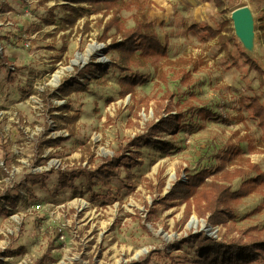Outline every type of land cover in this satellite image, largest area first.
<instances>
[{
  "label": "rangeland",
  "instance_id": "374dc122",
  "mask_svg": "<svg viewBox=\"0 0 264 264\" xmlns=\"http://www.w3.org/2000/svg\"><path fill=\"white\" fill-rule=\"evenodd\" d=\"M135 2L121 12L127 26L135 24L132 14L150 9L160 39L168 40V58L188 57L197 65L180 69L164 66L163 57L151 58L145 66L132 68L146 82L123 97L119 80L131 71L114 65L121 54L110 44L112 39H100L102 14L85 11L74 19L67 7L71 0H0V158L9 175L0 173L10 181L8 188L1 182L0 194L17 196L21 190L25 203H47L41 213L46 212L44 223L37 215L26 216L21 230L8 236L12 221L9 214L0 215V264H21L25 258L30 264H193L200 252L199 236L232 238L253 226L264 228V186L233 201L237 217L226 224H211L208 215L196 210L185 220L186 203L165 198L176 181L188 183V174L203 168L215 171L227 144L243 148L227 165L231 172L244 170L227 183L233 190L257 176L250 163L264 172L263 133L244 105L255 95L264 103V0H225L226 12L215 0ZM242 6L253 13L255 52L235 33L231 13ZM225 20L232 28L225 44L207 31L188 28L196 23L222 29ZM88 64L100 70L80 73ZM184 71L191 73L189 85L181 81ZM74 83L83 88L59 95L61 86ZM171 93L174 106L187 99L184 109L206 106L216 115L187 114L178 131L159 129L152 142L142 136L141 145L132 144L165 116ZM60 105L80 114L71 136L70 127L51 116L62 112L55 109ZM57 135L68 139L55 145L45 142ZM119 152L125 157L107 181L82 174L65 186L62 169L55 165L41 174L42 181L30 180V174L50 167L56 158L92 170ZM222 175L218 171L206 182H223ZM61 224L64 239L58 238Z\"/></svg>",
  "mask_w": 264,
  "mask_h": 264
},
{
  "label": "trees",
  "instance_id": "16d2710c",
  "mask_svg": "<svg viewBox=\"0 0 264 264\" xmlns=\"http://www.w3.org/2000/svg\"><path fill=\"white\" fill-rule=\"evenodd\" d=\"M72 5H68L70 15L73 18H77L84 15L85 11L91 14L101 15L100 21H105L103 33L101 36L102 41H108L114 48L121 54L119 61H115L114 65L126 72V74L119 80L121 90L120 93L123 97L134 93L135 86L146 82L143 75L139 73H133V67H143L147 64V61L151 58L163 57L164 66H178L180 69L182 66L188 64L197 65L196 60L188 57H179L177 59H169V43L168 40L163 42L156 29V22L150 20V9L146 11H139L132 14L135 24L127 26L126 19L122 16L121 12L124 9H132L136 6V0H71ZM215 4L221 12H226L225 0H215ZM138 5V2H137ZM73 23V21H72ZM87 24V22H86ZM85 24V26H86ZM88 29V27L86 26ZM193 31H207L214 38L225 44V38L228 36V32L231 31L229 21L222 22V29H215L210 25L200 26L199 24H191L188 27ZM115 30L111 34L112 30ZM118 36L121 39L118 40ZM232 40V38H231ZM249 60L253 62V58L248 56ZM4 59L6 57L4 56ZM256 69L261 72L262 70L254 64ZM100 70V67L88 64L80 73L85 74L86 71H91L93 68ZM185 72V73H184ZM184 75L181 76V81L185 84H191V73L184 71ZM129 73V74H128ZM165 78V75L163 74ZM80 83L67 84L59 88V95H65L76 89H82ZM175 94L171 93L168 102L165 106V116L161 115L158 122L153 123L147 132L143 135L135 136L132 140V144L141 145V137L148 136L149 141H153V134L157 130H165L176 132L179 130L181 123L189 117L197 114L201 118H213L216 114L206 106L196 107L193 104L187 109H184L187 99L182 102H176V105H172L171 101L174 99ZM181 103V104H179ZM245 107L250 111L252 118L256 119L257 124L263 133L264 143V103L261 102L260 97L257 95L248 97L245 101ZM178 107V110L174 113V107ZM67 107V106H65ZM64 106H57L55 109L62 111L60 114H53L51 116L54 120L60 119L61 123L70 127V136L72 135V129L76 121L79 119L80 114L78 112L70 113ZM65 110V112L63 111ZM53 110H51L52 112ZM188 114V115H187ZM59 127H62V124ZM68 137H48L45 142L49 144H59ZM42 152V146L39 147ZM243 153V148L237 144H227L225 150L220 156L219 166L214 171L211 168H203L196 173L188 174V183L183 181H176L172 189L166 194V201L182 200L186 203L185 217L187 220L192 210H196L199 215H208V220L211 224H226L228 220H234L237 216L232 206L233 201H238L242 197L249 195L253 191H259L264 186V172L260 168L250 163L249 166L258 171V174L254 178H249L243 181L240 188L233 190L230 184H227L231 177L242 175L243 169L237 168L232 172L227 170L229 162L236 160ZM125 157L124 153H116L115 156L110 158L106 163L99 165L95 169L90 168H76L71 171L59 172L63 185H69L75 176H81L82 174H88L89 178L98 177L103 181H107L109 178L115 175L114 168ZM131 165V163H130ZM221 171L224 181L218 182L212 180L207 183V177L216 172ZM1 175V173H0ZM40 175V177L38 176ZM43 180L44 177L41 174H30V180L33 184H37L39 179ZM259 209V208H256ZM258 211V210H256ZM8 214V211L0 206V215ZM40 223L45 222V218L38 219ZM44 225H40L42 228ZM255 231V233H251ZM196 237V235L194 236ZM199 256L194 259L193 264H264V228L260 229L258 226H253L246 230H243L237 237L232 238H214L208 236H199ZM1 260V259H0ZM1 262V261H0ZM175 264H180L176 262Z\"/></svg>",
  "mask_w": 264,
  "mask_h": 264
},
{
  "label": "built area",
  "instance_id": "2783aa9c",
  "mask_svg": "<svg viewBox=\"0 0 264 264\" xmlns=\"http://www.w3.org/2000/svg\"><path fill=\"white\" fill-rule=\"evenodd\" d=\"M53 127L57 124H55L54 122L52 123ZM7 136V132H3L1 133V137L3 139H5ZM57 136H49V137H58ZM7 141V140H6ZM46 158V157H45ZM5 160H3L2 158H0V170L5 173L6 175H9V168L6 166ZM56 166L57 168L62 169V171H71L73 169H76L77 166L75 163H67L66 159H55L53 164H50V167H46V168H41L38 171L40 172H34L33 174H43V172L49 171L53 166ZM4 174L0 175V186H1V182L5 181L7 183V188H8V184H9V180L6 179V177H3ZM29 195V194H28ZM6 197H3V195L0 194V200L1 203L0 205L2 206V208L6 209L8 211V218L10 221H12L11 226L14 229L7 230L6 236H8V234H13L15 232H18L21 230L22 224H23V220L26 216H34L37 215L36 217L38 219L40 218H45L46 216L45 213L41 214L42 211H44L45 207L47 206V203H43L42 201H39L37 203H30L27 204L24 202L25 199V192L19 190V193L17 194V196L10 194V195H4ZM19 196V197H18ZM18 197V198H17ZM26 200V199H25ZM27 204V205H26ZM26 205V206H24ZM218 231V229H215L214 232ZM65 225L61 224L60 227H57V233H58V238L60 239H64L65 238ZM2 257V256H1ZM31 260L28 259H23L21 260V264H30Z\"/></svg>",
  "mask_w": 264,
  "mask_h": 264
},
{
  "label": "water",
  "instance_id": "95a60500",
  "mask_svg": "<svg viewBox=\"0 0 264 264\" xmlns=\"http://www.w3.org/2000/svg\"><path fill=\"white\" fill-rule=\"evenodd\" d=\"M235 33L242 42L251 43L255 39V22L248 6L238 7L232 12ZM245 47V46H244Z\"/></svg>",
  "mask_w": 264,
  "mask_h": 264
},
{
  "label": "bare ground",
  "instance_id": "6f19581e",
  "mask_svg": "<svg viewBox=\"0 0 264 264\" xmlns=\"http://www.w3.org/2000/svg\"><path fill=\"white\" fill-rule=\"evenodd\" d=\"M231 16H232V13H231ZM243 43V45L245 46V48L248 50V51H250V52H255V50H256V44H255V39L253 40V42H251V43H244V42H242ZM100 48V47H99ZM83 60H85L83 57H82V61ZM76 62V61H75ZM59 80V77L58 76H56V78H55V81L57 82Z\"/></svg>",
  "mask_w": 264,
  "mask_h": 264
},
{
  "label": "crops",
  "instance_id": "0c3cea01",
  "mask_svg": "<svg viewBox=\"0 0 264 264\" xmlns=\"http://www.w3.org/2000/svg\"><path fill=\"white\" fill-rule=\"evenodd\" d=\"M151 20V19H150ZM1 257V256H0ZM6 257V256H5ZM2 258H3V256H2ZM1 259V258H0Z\"/></svg>",
  "mask_w": 264,
  "mask_h": 264
}]
</instances>
